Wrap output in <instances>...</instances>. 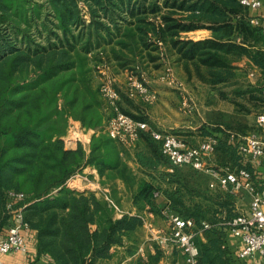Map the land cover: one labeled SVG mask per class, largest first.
Masks as SVG:
<instances>
[{
	"label": "trees",
	"instance_id": "16d2710c",
	"mask_svg": "<svg viewBox=\"0 0 264 264\" xmlns=\"http://www.w3.org/2000/svg\"><path fill=\"white\" fill-rule=\"evenodd\" d=\"M165 4L172 13L163 14L161 0H0V236L10 225L9 191H16L26 195L17 205L28 204L24 216L36 231L38 257L48 256L54 264H111L118 253L114 248H125L119 262L136 255L142 217L128 213L116 217L115 208L96 191L68 185L91 165L102 184L112 185L121 178L139 212L149 206L161 215L167 208L192 219L201 264H233L226 223L241 213L233 185L214 188L211 197L191 186L182 166L171 163L162 140L153 134L166 132L156 129L147 116L122 106L136 99L126 90L120 91L121 110L151 124V129L140 131L136 148L137 161L150 180L134 173L122 158V142L105 131L114 112L110 108L108 113L101 92V68L136 70L141 75L164 68L170 60L183 68L187 79L198 77L211 86L234 78L243 59L264 69V51L254 44L263 35L250 23L252 11L239 0H166ZM203 28L211 31L210 37L184 38L185 33ZM70 119L98 130L89 152L81 143L66 147ZM215 136V152L221 154L215 168L224 173L247 168L256 179L254 166L244 162L230 133ZM156 192L167 202L161 203ZM153 241V252L147 248L146 255L140 253L128 264H162L166 251ZM172 250L174 255L184 254ZM169 264H176V259Z\"/></svg>",
	"mask_w": 264,
	"mask_h": 264
},
{
	"label": "built area",
	"instance_id": "2783aa9c",
	"mask_svg": "<svg viewBox=\"0 0 264 264\" xmlns=\"http://www.w3.org/2000/svg\"><path fill=\"white\" fill-rule=\"evenodd\" d=\"M239 2L252 11L250 23L257 27L264 37V0H239ZM82 8L87 7L82 4ZM84 16L89 18L86 9H84ZM108 70V68H101V92L112 108L114 115L108 120L105 131L110 137L122 143L133 145L138 141L140 131L149 130L150 127L147 122L137 120L121 110V93L115 85L114 77ZM171 71V68L167 66L162 80L179 87L182 83L172 79ZM126 74V92L131 98L141 99L148 104L158 100L157 90L151 87L144 73L140 75L134 70H126ZM181 108L184 111L192 109L186 100H184ZM256 127V130L245 135L230 133L231 141L237 146L238 153L244 162L251 163L254 168L264 166V136L261 133L264 132V111L257 114ZM95 133H97L96 129L86 128L80 121L70 119L69 129L64 137L66 147L78 146L79 143L84 146L83 138L86 137L88 140ZM153 134L157 139L162 140L163 152L174 166H190L195 170L208 172L214 179L211 182V187L219 185L223 189H228L229 185L232 184L233 190L244 188L248 192L251 196L248 209L226 224L231 234L241 240L237 253L238 258L256 261V264H264V183H257L253 173L247 168H241L239 171L225 170L224 173V171L222 172L209 164L208 157L215 152L218 143V138L215 135L208 137L198 146L192 147L178 134L155 131ZM82 180V175L78 173L69 180L70 182L68 181V185L71 183V186L76 188L79 181L82 182ZM155 196L158 197L159 193L156 192ZM25 198L26 195L23 192L9 191L7 208L11 218L6 232L0 236V255L12 252L28 253L31 240L33 237L36 238L35 231L31 229L24 216L28 204L17 205L19 201ZM163 214L169 222L167 231L157 229L152 223H149L150 239L157 241L165 251L173 248L182 250L188 264H201L199 248L196 243L198 231L195 229L194 221L185 219L167 208L163 210ZM210 226L205 224L206 228ZM0 264H6L1 256Z\"/></svg>",
	"mask_w": 264,
	"mask_h": 264
},
{
	"label": "rangeland",
	"instance_id": "374dc122",
	"mask_svg": "<svg viewBox=\"0 0 264 264\" xmlns=\"http://www.w3.org/2000/svg\"><path fill=\"white\" fill-rule=\"evenodd\" d=\"M165 1L166 0H161L163 14H167L170 12L172 13L173 11H171V8L169 9V7H166ZM85 9L87 10V8ZM205 30L206 28L189 31L184 34V38L201 40L207 33ZM254 44L257 48H260L262 51H264L263 37L258 38L256 42H254ZM166 55L167 54L165 52V49H163V58H166ZM165 64L166 66L164 68L161 67L160 69H158L159 71H162V73L166 72L167 66H171V72H173L174 75L178 78L181 77L179 73H183V78H180L182 84H180L179 88L174 87L175 89L173 91L174 103L172 104V106L174 108V115L172 116V118H174L178 122L183 121L187 126L194 127V129L191 127H177L174 129L168 128L169 132L177 130L178 133L184 137V139L190 146H198L205 139L219 133L220 131H226L235 135H245L257 129V114L264 111V69L252 65L247 59H243L236 65V76L234 78L226 83H222L217 86H211L210 84L201 81L198 77L187 79V73L183 70V68L178 65L175 66L170 62V60H166ZM192 69H194L193 66ZM108 72L110 73V69L108 70ZM184 100H186L189 106L192 108L190 111H184L181 108ZM158 105L161 107L160 97L156 102L152 104H148L136 98L135 100H133L132 105L127 104L125 101L122 106L126 109H130L134 114H137L136 112H139L141 108L145 111L148 110L149 114L146 116L150 120H155L157 124H159L158 121L164 122V119L162 118L163 113H161L158 109ZM169 120L170 118L167 119V122H169ZM150 123H148V125L151 129ZM181 124L182 123H180V125ZM68 129L69 125L67 131ZM83 139L84 147H86L87 149H85L87 150V152H89L92 137L88 140L86 137ZM220 156V153H213L210 157H208L209 164H212L214 167H218L219 161L221 160ZM181 170L185 178L189 181V184L191 186H197L199 190H201V192H205V196L207 197L213 196L215 194L214 188L219 187L215 186L211 187L213 189H210L209 185L212 180L210 178V174L205 171H196L186 166H182ZM254 171L256 177L258 176L257 172H264L262 167L260 168L259 166H256ZM155 173L157 177L164 179L159 170H155ZM142 176H147V173L145 174L143 172V175H141V177ZM255 180H257V178ZM77 185L78 187L76 188H79L80 190L86 189L82 188V184L80 181ZM103 193H108L110 197H119V201L117 200V203L120 205V208L125 210L128 209V204L131 198V194L129 192H124L118 187L116 192L114 189H110V192H100V194ZM196 199L199 200L198 197H196ZM201 199L202 198L200 197V200ZM250 200L251 196L245 191H241L237 194L236 205L239 212H243L248 209ZM188 203H190V201H188ZM161 217L163 219H161L159 224H156V222L154 223V221L153 224L156 225L157 229L164 230L166 232L169 222L163 214H161ZM149 234V228H145L144 230L142 229V231H140L141 240L147 237L150 240ZM148 243L150 247V243L153 242L148 241ZM174 256L176 259V264H188L180 251L177 252ZM167 262L168 256L166 255L162 264H167ZM111 264H115V260H113Z\"/></svg>",
	"mask_w": 264,
	"mask_h": 264
},
{
	"label": "crops",
	"instance_id": "0c3cea01",
	"mask_svg": "<svg viewBox=\"0 0 264 264\" xmlns=\"http://www.w3.org/2000/svg\"><path fill=\"white\" fill-rule=\"evenodd\" d=\"M207 33L203 36V39L208 38L211 36V31L210 30H205ZM176 66V65H175ZM171 68V66H169ZM126 70H121V71H113L110 73L112 74V76L114 77L115 80V85L118 89H120L119 91L125 92V90L127 89V78H126ZM172 70V69H171ZM164 72V71H163ZM145 75L147 74L149 83L151 85L152 88H154L155 90H157L158 95L160 97V104L161 107L158 105V109L160 110L162 114V118L164 119V122L158 121L157 122L155 120H150L152 122V124L161 131L164 132H169V129H174L177 127H191L194 129L193 126H187L185 125V123L183 121L178 122L177 120H175L174 118H172V116L174 115V108L172 106L173 102V91L175 88H179L177 86H173L170 85L169 83H166L165 81L162 80V76L164 75V73H162V71L156 70V69H148L146 70V72H143ZM180 74V78H183V73H179ZM172 76H173V80L178 83L181 82L180 78H178L177 76L174 75V73L172 72ZM150 78V79H149ZM182 83V82H181ZM179 86V85H178ZM175 87V88H174ZM110 105H107V111L108 113H111V109H110ZM137 114H142V115H148L149 111L148 110H144V109H140L139 112H136ZM159 118V117H158ZM169 122H167V119H169ZM180 123H182L180 125ZM184 123V124H183ZM107 124V123H106ZM106 126V125H105ZM169 128V129H168ZM93 129V128H91ZM98 131V130H97ZM262 135L264 136V132H261ZM138 142V141H137ZM137 142L133 145H128L123 143V152L122 154V158L125 159L128 164L132 167L134 173L141 178V175H143V168L140 166V164L137 161L136 158V148H137ZM76 145H73L72 147H68V148H76ZM86 148V147H85ZM87 149V148H86ZM263 171H264V167L261 166ZM260 167V168H261ZM170 171H172V168H169ZM257 172V171H256ZM208 173V172H207ZM82 175L83 180L81 182L82 184V188L83 189H90L93 191H96V193L98 194V196H102L103 198L107 199L111 206H113L115 208V216L116 217H122L124 214H138L142 217V219L144 220V225H143V230L145 228H148V224L152 223L153 221L154 223L156 222V224H159L161 219H163L161 217V215H156L154 212L150 211L149 206L146 207V209L142 212H139L137 210V207L134 205L133 203V198H132V191L130 189H128L127 185L125 184V182L121 179L118 178L116 179V181L111 185V184H102L101 183V176L99 174V171L97 170V168L91 166V165H87L85 166V168L83 169V171L81 173H79ZM257 180H263L264 183V172H257ZM143 177V176H142ZM148 180H150V178L148 176H146ZM211 178V182L214 181L213 177L210 175ZM70 182V181H69ZM210 182V184H211ZM70 187L73 189H78L79 188H75L71 186V183H69ZM108 186V187H107ZM219 186V185H217ZM110 187V188H109ZM113 187L115 189V192L117 191V188L119 187L120 190H123L124 192H129L131 194V198H130V202L128 204V209H122L120 208V205L117 203V200L119 201V197H110L108 193H103L100 194L101 191H109L110 189L113 190ZM85 189V190H86ZM234 189V186H233ZM236 194H238L241 191H245L247 192L244 188H237L235 190H233ZM248 193V192H247ZM160 197V196H159ZM116 199V200H115ZM159 201H161V203H166L167 200L165 199V197H160ZM164 215V214H163ZM165 216V215H164ZM166 217V216H165ZM154 225V224H153ZM156 227V225H154ZM36 234V231H35ZM205 239V237H203ZM148 241L154 242L152 239L149 240V238H143V240L140 241L139 243V249L136 255L130 256V255H126L125 259L121 262H119V257H122L125 255V248L124 247H117L114 248L113 250L117 253V257H115L113 260H115V264H128L131 260L135 259L140 253L143 255H146V250L147 248L150 249V251H154L152 243H150V247H149V243ZM227 248H228V254L229 256L233 259V264H256V261H252V260H241L238 258V251L237 246L241 244V240H239L238 237H235L233 234L230 233V235H228L227 237ZM131 242H128V244ZM240 243V244H239ZM29 252L28 253H23V252H12L10 254H6V255H0L6 262V264H54V262L51 260L50 257L48 256H40L38 257V247H37V243L36 240L33 239L30 242L29 245ZM174 251L172 249L166 251V255L168 256V262L172 261L173 259H175L174 256ZM186 260V257L184 254H182ZM112 260V261H113ZM167 262V264H168ZM187 262V261H186ZM163 263V261H162ZM178 263V262H177Z\"/></svg>",
	"mask_w": 264,
	"mask_h": 264
}]
</instances>
